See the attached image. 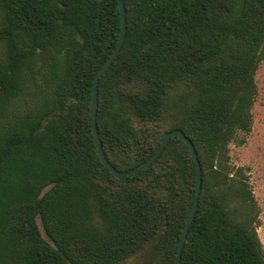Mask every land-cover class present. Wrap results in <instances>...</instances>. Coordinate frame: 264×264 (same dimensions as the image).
<instances>
[{
	"label": "trees",
	"instance_id": "obj_1",
	"mask_svg": "<svg viewBox=\"0 0 264 264\" xmlns=\"http://www.w3.org/2000/svg\"><path fill=\"white\" fill-rule=\"evenodd\" d=\"M123 3L97 85L105 157L128 171L181 131L201 192L179 264H264L247 169L228 165L252 127L264 0ZM119 30L117 0H0V264H174L194 198L187 146L173 137L121 179L95 152L92 82Z\"/></svg>",
	"mask_w": 264,
	"mask_h": 264
},
{
	"label": "rangeland",
	"instance_id": "obj_2",
	"mask_svg": "<svg viewBox=\"0 0 264 264\" xmlns=\"http://www.w3.org/2000/svg\"><path fill=\"white\" fill-rule=\"evenodd\" d=\"M254 83L256 95L251 108V131L248 135L239 134L237 140L229 144L228 165L232 169H247L248 183L260 211L256 230L264 248V59L255 72ZM241 139L244 140L243 144L238 142ZM37 224L42 237L46 239L39 219Z\"/></svg>",
	"mask_w": 264,
	"mask_h": 264
},
{
	"label": "water",
	"instance_id": "obj_3",
	"mask_svg": "<svg viewBox=\"0 0 264 264\" xmlns=\"http://www.w3.org/2000/svg\"><path fill=\"white\" fill-rule=\"evenodd\" d=\"M101 1V0H98ZM117 5H118V10H119V17H120V30H119V35L117 39V43L109 55V57L102 63V65L99 67V69L96 71L93 77V82H92V89H91V103H90V124H91V129H92V134L94 138V143H95V152L100 160V162L104 165V167L116 178V179H121L124 177H129L132 176L136 173H138L141 170H144L148 168L160 155L162 150L164 149L165 145L167 142L173 138V137H178L188 148L191 159L194 164L195 168V183H194V198H193V203L191 206V209L189 211V214L186 218L185 224L182 228L181 235L179 237L177 247H176V255H175V260L174 264H179L181 252H182V247L185 243L186 236L188 233L189 226L195 216L197 206H198V198L201 192V168L199 165V161L197 158L196 151L192 145V143L184 136V134L181 131L174 130L166 133L161 142L159 143L158 147L154 151V153L143 163H140L136 167L128 170V171H122L119 172L116 169H114L110 162L107 160V158L104 155L103 148L98 136L97 132V127H96V111H97V106H98V100H97V85L100 77L103 75V73L110 67L116 56L118 55L121 46L124 41L125 33H126V18H125V7L123 0H117Z\"/></svg>",
	"mask_w": 264,
	"mask_h": 264
}]
</instances>
